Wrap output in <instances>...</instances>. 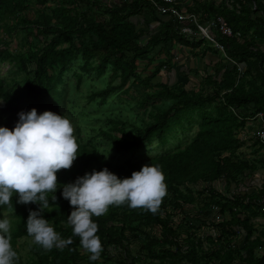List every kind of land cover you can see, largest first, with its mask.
I'll list each match as a JSON object with an SVG mask.
<instances>
[{
	"label": "trees",
	"instance_id": "1",
	"mask_svg": "<svg viewBox=\"0 0 264 264\" xmlns=\"http://www.w3.org/2000/svg\"><path fill=\"white\" fill-rule=\"evenodd\" d=\"M49 1L0 0V22L14 19L13 29L22 26L28 34L46 38V42L41 39L42 45L35 51L16 54L7 48L0 49V63H12L6 75H0V122L4 127L14 129L19 113L33 108L38 114L52 111L68 118L60 111L66 107V89L62 87L67 75L75 76L80 84L85 74L107 77L112 72L104 89H94L90 94L92 101L102 100L106 108L116 91L127 93L124 87L136 82L148 88L140 107L159 99H170L172 103L167 109L152 106L151 120L143 126L128 128L120 120V127L109 120L108 125L98 129L118 153L117 162L105 159L95 146L83 144L74 129L79 156L71 169L58 172L56 200L53 201L54 193H48L49 207L42 213L55 231L64 239L71 238L72 243L50 251L36 244L34 258L26 264H264V230L256 222L264 218V184L245 185V180L257 171V165L237 153L242 141L237 134L244 131L249 118L264 113V0H196L188 7L201 23L222 17L235 35H241L239 39L217 36L227 57L236 65L219 58L210 74V67L200 56L199 68L206 76L204 84L209 93L204 89L196 91V86L189 89L182 83L174 88L153 84L152 80L164 69L170 72L179 64L185 48L191 46L193 50V44H206V50L212 53L220 51L206 40L181 34V24L174 18L159 19L156 8L148 1L120 0L112 6L107 0H57L54 8L47 6ZM37 3L40 9L34 6ZM31 7L36 13L34 19L24 14ZM153 23H158V27L152 31ZM176 44L182 48L179 55ZM160 50L168 60L142 77L144 72L138 70L137 62ZM179 65L182 68L184 63ZM238 65L245 68L240 78ZM191 69L187 74L193 73V66ZM116 78L118 85L113 84ZM236 109L239 114H235ZM179 111V118L187 113L198 114L194 138L185 145L178 142L170 152L137 163L142 149L150 148L154 142L167 146L171 141L185 139L171 137L174 132L186 134L177 126ZM191 131L193 126L189 135ZM126 132L131 137L134 134L130 142L117 135ZM146 164L157 166L165 176L166 195L158 211L153 214L124 204L109 206L106 214L93 216L103 245V259L90 261L89 253L80 254L84 250L80 238L73 235L68 224L74 209L62 195L63 186L104 168L120 179L130 178ZM198 187L201 191L195 190ZM186 207H196L197 212L185 216ZM39 209L36 203H18L16 194L10 205L0 206V214L9 212L18 219L19 226L11 236L15 251L18 239L32 238L26 232L27 218L31 211ZM218 211L221 219H214L211 226L209 217ZM196 217H204L196 220L202 221L201 226H195ZM206 226L212 231L202 234Z\"/></svg>",
	"mask_w": 264,
	"mask_h": 264
},
{
	"label": "clouds",
	"instance_id": "2",
	"mask_svg": "<svg viewBox=\"0 0 264 264\" xmlns=\"http://www.w3.org/2000/svg\"><path fill=\"white\" fill-rule=\"evenodd\" d=\"M74 131L68 118L52 111L38 114L35 108L19 113L14 129L0 127V206L10 205L14 194L20 204H38L39 211H31L27 218L26 232L35 244L49 251L72 243L71 238H62L42 213L49 207L48 193H54L56 200L58 172L71 169L79 156ZM164 181L160 168L146 164L130 178L120 179L104 168L63 186L62 195L74 209L68 224L90 254V261H98L103 251L98 224L92 217L106 214L109 206L124 204L155 214L166 195ZM11 227L8 217L0 219V264H16L19 259L11 244Z\"/></svg>",
	"mask_w": 264,
	"mask_h": 264
},
{
	"label": "rangeland",
	"instance_id": "3",
	"mask_svg": "<svg viewBox=\"0 0 264 264\" xmlns=\"http://www.w3.org/2000/svg\"><path fill=\"white\" fill-rule=\"evenodd\" d=\"M120 0H107V2L110 5H114L116 2H119ZM196 0H193L195 2ZM57 0H51L48 2L47 6L50 8H54L57 5ZM36 8L40 9L39 4L34 5ZM33 6V7H34ZM31 10L26 14L29 16V18L34 19L36 17L35 11ZM23 14V15H24ZM156 14V13H155ZM157 16V15H156ZM159 16V17H158ZM157 17L162 20H166V17L162 15H158ZM16 21L10 20L8 22H0V49L8 48V52L11 53H22L27 51H35L36 48L40 45H42V40H45L43 36H35V34H28L22 26L19 29H13L14 23ZM158 27V23L151 24V30H156ZM6 38V39H5ZM5 40L6 42H4ZM8 40V41H7ZM37 40H40V42ZM2 43V44H1ZM29 43V44H28ZM142 43V42H141ZM145 43V42H144ZM9 44V45H5ZM37 44V45H36ZM29 45V49L28 46ZM36 45V46H33ZM212 46V45H211ZM176 53L179 55L182 53V48L179 44L175 45ZM212 49V47H211ZM207 52V50H204ZM185 53H182V59L178 62L179 64L184 63L182 68L179 64H176L175 67L170 72H167V69H164L158 75L155 79L152 80L153 84H167L170 87L174 88L178 84L182 83L183 85H187V88H194L196 86V91L204 89L206 92L209 93V88L204 84V78L206 77L204 72L201 68H199L200 60L194 61L193 60V50L192 47L189 46L185 48ZM155 55L152 57L151 55L144 56L143 59H140L137 62L138 70L143 71L142 77H146L150 75L155 67L160 62L167 61V55L164 51H155L153 52ZM152 53V54H153ZM212 53V52H210ZM215 56L208 54L206 58L203 57V63L207 64L210 67V70L208 71L210 74H213L214 71L212 69V66L214 64L218 63L219 58L223 57V54L217 53L216 51ZM213 54V53H212ZM192 56V57H191ZM181 57H179L180 59ZM193 62H192V60ZM220 61V60H219ZM150 62V63H149ZM174 62V60H173ZM217 62V63H216ZM79 64L82 63L81 58L78 61ZM193 66V73L187 74V70L191 69ZM198 66V68H197ZM12 67V63L6 61L5 63H0V75L4 76L6 75V72L9 68ZM186 67V68H185ZM192 70V69H191ZM202 71V72H201ZM112 72H109L107 77L99 76L97 77L94 73H89L84 75L83 81L79 84L76 80L75 76L67 75L65 77V85L62 87L64 90L66 89L65 94V103L66 107L61 108L60 111L64 112L69 120L72 122L73 127L75 130H78L79 137L82 140V143L89 146H95L96 150L105 157V159L110 161H116V156H118L117 152H114L112 150L111 143L108 141V139L104 136H102V133H100V129L104 128L106 125L109 124V122L113 121L116 122L117 126H122L120 124V120L122 123H127L128 128H136L139 126H143L145 122H148L151 120L149 116V111L151 110V107H156L160 109H167L172 101L170 99H164V100H157L152 101L149 106L146 107H140V103H142L144 99V93L148 91V88L141 86L138 82L130 85L128 83L124 89L128 91L127 93H123V91H116L115 94L111 96V98L108 100L109 108H106L105 104L102 103V100L92 101L91 100V92L94 89H104L107 81H110V76ZM105 77V78H104ZM22 78V76H21ZM114 85L119 84V79L116 78L113 81ZM21 86H19L20 88ZM207 88V89H206ZM2 105V102L0 101V106ZM181 114V111L177 113V126L181 127L186 134H180L178 132L172 133V138H184L183 141L177 139V141H171L169 144L161 145L158 142H154L150 148L142 149V151L137 156L136 162L142 163L152 157H155L156 155L162 154L165 151H171L178 142H183V145H185L188 141L194 138V135L198 129V123H199V116L198 114L187 113L181 118H179ZM111 120V121H109ZM125 121V122H124ZM248 123H253L254 125H257V121H247L246 126L251 127L248 125ZM191 126H193V131L190 132V135L188 131L190 130ZM0 127H4L3 122H0ZM246 129V131L251 129ZM99 129V130H98ZM241 131L237 134V137L240 138L242 141L240 143V148L237 150V153L242 156V159H245L248 162L254 163L257 165V171L254 172L253 177L250 179L245 180V185L252 183L255 186H260L264 184V147L261 148L258 142L251 136V131ZM188 133V134H187ZM118 136L122 137L125 142H130L131 139L134 137V134L130 135L129 132L126 133H117ZM189 135V136H186ZM94 136L98 138L101 143H97ZM171 138V139H172ZM251 173V172H248ZM217 188H219L218 183L214 184ZM220 189V188H219ZM197 191H201L200 187L195 188ZM221 191V189H220ZM198 196V195H197ZM188 207V206H187ZM185 209L183 214L185 216L187 215H193L197 212L196 207H189ZM177 214L180 213V211L176 212ZM218 214H212L209 217V220L212 222L215 219V221H218L221 219ZM8 217L11 220V236L13 231L18 228L19 223L18 219L15 215L9 213V212H1L0 219L4 217ZM197 219L193 220L196 227L201 226L202 221L196 222V220L201 219L203 220L204 217H196ZM256 222L260 223L259 227L262 229L264 227V219H256ZM210 228V227H209ZM264 229V228H263ZM203 231V229L201 230ZM200 231V232H201ZM212 230H208L207 226L204 229L203 233L211 232ZM158 233V232H157ZM159 234V233H158ZM204 244L207 246V241H204ZM36 244L33 242V238H21L18 239L15 245L16 252L18 254V261L16 264H26L33 260L34 258V247ZM207 248V247H206ZM205 248V249H206ZM81 255L88 254L85 250H80ZM103 258H100V262H102Z\"/></svg>",
	"mask_w": 264,
	"mask_h": 264
},
{
	"label": "built area",
	"instance_id": "4",
	"mask_svg": "<svg viewBox=\"0 0 264 264\" xmlns=\"http://www.w3.org/2000/svg\"><path fill=\"white\" fill-rule=\"evenodd\" d=\"M151 5H153L157 10V15L170 16L175 19V21L181 24V34L187 37H193L201 40H206L209 44L215 46L220 50L228 59L233 66L236 65V62L232 61L225 54L224 47L218 41V35L221 34L223 37H236L240 38V33L236 34L228 23L222 18L218 17L207 21L205 24L201 23L198 15L188 10V7L192 6L193 0H146ZM180 7L181 9H178ZM183 24V26H182ZM6 39V38H5ZM238 78L244 74L245 68L241 65L237 66ZM235 114H239L237 109ZM247 121H257V125L253 123H248L249 126H246ZM246 121L245 128L251 129L246 132L251 131V136L261 145H264V113H258L254 117L249 118ZM229 248H233L232 245H229Z\"/></svg>",
	"mask_w": 264,
	"mask_h": 264
},
{
	"label": "crops",
	"instance_id": "5",
	"mask_svg": "<svg viewBox=\"0 0 264 264\" xmlns=\"http://www.w3.org/2000/svg\"><path fill=\"white\" fill-rule=\"evenodd\" d=\"M208 48H209V46H207L206 44H203L202 46H199V47L197 45L193 44V60L198 61L200 59V56H203L204 58H206L208 56V54H211L210 50L207 52L204 51ZM213 56H214V53H213ZM259 219H262V218H258L257 220H259ZM263 228H262V230H264Z\"/></svg>",
	"mask_w": 264,
	"mask_h": 264
}]
</instances>
